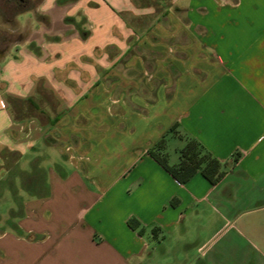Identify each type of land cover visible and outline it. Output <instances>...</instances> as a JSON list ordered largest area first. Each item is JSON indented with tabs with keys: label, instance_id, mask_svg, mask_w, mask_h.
<instances>
[{
	"label": "crops",
	"instance_id": "1",
	"mask_svg": "<svg viewBox=\"0 0 264 264\" xmlns=\"http://www.w3.org/2000/svg\"><path fill=\"white\" fill-rule=\"evenodd\" d=\"M23 14L0 56V205L15 175L41 195L0 209V264H264V0ZM175 125L227 164L219 183L150 155ZM184 145L168 135L171 164Z\"/></svg>",
	"mask_w": 264,
	"mask_h": 264
},
{
	"label": "trees",
	"instance_id": "2",
	"mask_svg": "<svg viewBox=\"0 0 264 264\" xmlns=\"http://www.w3.org/2000/svg\"><path fill=\"white\" fill-rule=\"evenodd\" d=\"M41 3L42 0H0V56L5 55L13 44L25 39L22 33L16 34L18 32L15 31L18 27L19 15L36 10ZM11 101L17 100L11 99ZM168 133L151 147L149 153L175 180L184 184L196 173H201L212 184L221 181L227 172V164L216 158L198 139L181 132L177 125ZM168 135L185 141L184 147L179 151L180 160L177 164H171L169 161ZM239 159L240 154L235 157L234 162H238ZM173 203L175 204L176 201ZM128 225L140 235L145 233L137 218H130Z\"/></svg>",
	"mask_w": 264,
	"mask_h": 264
},
{
	"label": "rangeland",
	"instance_id": "3",
	"mask_svg": "<svg viewBox=\"0 0 264 264\" xmlns=\"http://www.w3.org/2000/svg\"><path fill=\"white\" fill-rule=\"evenodd\" d=\"M26 17H27V14H21L19 16V19H25ZM3 29H7V28L6 27H3ZM19 33L20 32H18L16 34H19ZM13 178L14 179L16 178L15 183H14V185L16 187L12 188V191H9V194H10V196L12 194V197H14V198L11 201H5L4 203H2L0 205V209H2V210H5L6 205L9 206L11 204V205H13V206H11V208L14 207V205H15V207L13 208V210H16L17 211L18 208L16 209V205H17V207H19L21 205V203H24L26 201V199L28 197H30L31 195H33L34 198H36V197L38 198L41 195V193H39V192H27L25 190V187L26 186H24L22 180H20L18 178V176H16V175Z\"/></svg>",
	"mask_w": 264,
	"mask_h": 264
}]
</instances>
